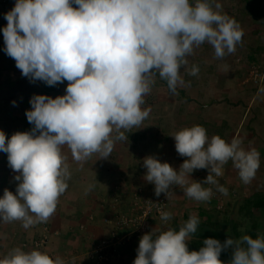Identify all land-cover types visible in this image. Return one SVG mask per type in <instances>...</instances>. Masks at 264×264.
<instances>
[{
  "label": "clouds",
  "instance_id": "clouds-1",
  "mask_svg": "<svg viewBox=\"0 0 264 264\" xmlns=\"http://www.w3.org/2000/svg\"><path fill=\"white\" fill-rule=\"evenodd\" d=\"M220 9L216 0H195L194 5L190 0H16L4 16L5 53L31 82L69 83L65 95L31 97V109L25 113L31 131L16 132L8 139L0 130V152L7 153L9 167L19 173L14 177L15 194L6 188L0 197V221H21L25 229L47 222L71 178L63 146L81 165L96 153L100 159L109 158L116 142L128 140L122 129H140L148 118L151 108L141 106L157 74L177 94V87L185 83L180 70L194 47L207 42L218 59L234 53L244 32ZM198 72L193 65L188 74ZM172 137L177 153L188 158L178 171L155 156L143 160L144 178L155 185L157 197L164 193L169 198L172 186L178 185L187 197L208 201L213 192L205 184L226 196L228 189L216 179L223 175L225 164L231 161L245 184L260 167L259 152L245 150L239 138L230 143L218 135L209 138L202 126L179 130ZM198 169L208 170L203 181L191 179ZM93 187L89 185L86 194ZM171 218L170 212L160 213L164 222ZM199 222L193 215L179 231L151 229L141 237L133 264H223L219 257L229 248L228 264H264L260 235L229 237L223 244L206 238L199 251L189 252L186 242ZM0 264L65 262L59 256L53 259L17 247Z\"/></svg>",
  "mask_w": 264,
  "mask_h": 264
},
{
  "label": "rangeland",
  "instance_id": "rangeland-1",
  "mask_svg": "<svg viewBox=\"0 0 264 264\" xmlns=\"http://www.w3.org/2000/svg\"><path fill=\"white\" fill-rule=\"evenodd\" d=\"M190 1L194 5L195 0H190ZM15 2L16 0H0V44L2 43L3 40L2 29L7 25V21L4 18V16L8 11H10L14 7ZM216 2L222 5V9L218 10L221 12V14H227L229 17L234 18L240 24L244 32V35L242 37V43L237 44L236 51L234 53L228 54L222 59H218L215 57L214 48L207 42H205L199 47H194L193 54L186 56V59L188 60V64L183 66L180 70L185 83L177 87L176 89L177 94H172V92L168 89L167 82L160 79L158 74L156 77L155 84L159 83L160 87L165 92V95L163 96L162 94V96L167 97L168 99L171 100H173V97L183 98L185 94L187 95L188 99H191L190 101L192 102H194L196 98L199 97L198 101H201L202 103L201 105H205V106H201L202 110H204L205 109L204 107L207 106V104L205 103H210V101L213 100V84L214 85L219 84L217 88L222 89L223 88L222 86H224L225 79H229V81L230 80L233 81V85H232L233 88L227 91L226 96L223 97V99L224 98L228 99L231 102L232 105L231 107H233V110L235 111L234 114L235 117L233 118L234 122L232 129L239 134V136L235 138L241 139L242 141L241 147H243L245 150H250L252 148H255L259 152L260 167L258 168L255 177L251 180V182L245 184L240 179L239 174L237 173L238 170L235 169L234 167L233 168L237 172L231 169L233 164L232 166L229 165L230 167L226 170V172H228V174L230 175H228L224 179H226V182H229L230 180V182L235 183V185L239 184V186L242 188L239 189L236 188L238 186L235 185L233 186L235 190L233 193L235 195L234 198L232 197L230 201L231 206L230 205L228 207L223 206V204L220 203V205L218 207H215L214 209L217 212L224 211L226 213L228 211L227 213L230 214L229 209L233 210V205H236L237 201L238 202L241 201L242 199L248 197L249 194L251 193L254 194L257 192L264 193V92L259 91V89L264 88V84L259 87L252 85L248 81H246L248 79V73L251 67L249 58L254 57V54L257 55V52H260L258 51L259 48L262 49L261 51L262 55L260 53V56L262 57H259L260 63L261 64L264 63V36L263 35L259 36L256 33L260 29L259 28L260 21L264 19V10L261 9L262 7H264V0L261 1L260 11H259L260 17H255V16L253 17L247 15L244 17L243 15L241 16L240 11H242V13L243 11L245 12V6L239 3L238 0H216ZM193 65H196L199 68V72L195 76L188 74V72L191 70ZM225 66L228 67V71L224 70ZM223 75H226L225 79ZM68 83L69 82L66 80L63 83H59L58 85V87L60 88L59 93L52 92L50 96L52 98H55L57 96L65 95L66 87ZM44 84L45 82L43 81L31 82L27 77L22 76L21 70H19L16 67V62L14 59L9 57L7 54H0V130L5 132L6 138L10 139L14 133L22 132L21 130L22 125L20 123V118L25 117L26 110L31 109V105L29 101L33 95H44L43 94V92L45 91ZM33 86H35L36 88H34ZM155 86L156 85H153L152 87L154 88ZM229 86L230 85H228V87ZM218 89L217 91H219ZM159 91L162 90L160 89ZM156 99H158L157 96L153 95V97L151 98L149 97L147 101L153 102ZM12 101L16 102L15 105L11 103ZM168 107L170 106H167V108ZM167 108L164 107L166 114H168ZM171 108L172 109L170 110V113L171 111H173V115L178 114V110L180 108L179 105H177V107L175 108L174 107ZM9 109H11L10 110L11 112H9ZM190 113L193 114L194 112L190 110L189 114ZM202 113L203 114L206 113V115L200 121L199 126L205 128L203 121L204 119H206L208 122L211 120L207 118V114L209 113V117H212L213 110L211 112L202 111ZM248 128H250L252 133H250L247 136V134L245 133L247 132ZM179 130H182V128H180ZM136 131H139V129L134 127L133 134ZM242 133H244L243 137H241ZM125 135H127V133H125ZM137 140H138L137 137H132V138L130 137L128 140L116 142L114 149H116V151L118 152L119 150H122L121 156L123 155V160L119 162V165L120 164L127 165L126 161L127 163L133 162L135 153H137L139 150H142V148L137 147V143H138L136 142ZM129 141H133L134 148L129 146ZM121 145L123 146V149L121 148ZM65 148L67 149L66 145L62 147V153L67 157V163L69 164V172L71 173V178L66 181L67 184L69 183V185L65 193L62 194L64 196L61 197H64L65 200L67 199L69 200L70 198H73L72 195H75L73 194V189H74L73 183L79 181L81 182V180H84L93 173L91 178H94L95 180L97 179L102 180V181L100 180L102 187H104L102 189H105L104 191L105 196L103 197L110 198L109 201L114 202V204H112L111 207H109L108 214L101 219V221L105 224L107 235L103 234L104 237H97L95 234L92 233L88 234L89 241L87 242V247H89V250L87 256L90 258V254L92 253L94 246L98 244L99 241L111 239V235L113 233L121 234V231H117L116 221H118L121 218L130 216L132 213H135L134 208L136 206L135 204L137 203L136 196L137 195L142 196V200H144L147 198L145 196L147 193L144 186L138 183L139 180L137 178L132 180L134 182L133 183L134 190L130 192L131 187L128 186L129 181H127L128 174L130 176V172H131L130 168L126 170L127 172L126 175L124 174L123 176L120 177L117 176L116 173H114V170L117 167L115 165L105 166V164L104 165L102 164L101 170H98L96 168L98 166L90 170L89 169L90 167H88L85 164H91L93 166L96 164H101L103 162V159H100L98 153L93 154L89 158V161L87 160L86 162L82 163L81 167L73 168V166H71L72 164L73 165L75 164L76 166V164L80 165L81 163L76 162L72 158L71 153H66ZM127 157H129V159H126ZM112 158H114V155L111 153V155L107 159H109L110 161ZM87 167L89 170L87 169ZM98 173H100V175H98ZM18 174L19 173L14 172L9 167L7 153L0 152V197H3L4 190L6 188L9 191L13 192V194H15L16 191L14 190L17 187L18 181H15L14 177ZM211 186L212 185H208V186L206 185L205 188H209ZM94 190L95 189L92 188L91 190L92 193L89 192L86 196H88L89 194L94 195ZM80 193L83 194L86 193V191L81 190ZM127 199H128V203L124 202L125 208H123L122 200H127ZM101 200L102 197L101 198L97 197V201H101ZM60 205L63 204L60 203ZM92 218L96 219V216L91 215L89 219H87V223L88 220L90 221V223L93 222L94 220ZM108 220H111L112 223L108 224L109 223ZM20 224L22 226L21 221H13L10 223H5L3 221H0V243H2L4 250L11 249L10 247L16 248L15 240H16V234L18 233L17 231H21V229L18 230ZM41 225L42 223L39 224L40 228ZM5 229L11 232L13 230L15 232L11 236V233L8 234V232ZM33 229H35L34 230L35 232L38 231V228H33ZM43 230L45 229L43 228ZM24 233L25 234L27 233V235H29L28 238L35 237V235L30 234L31 232H24ZM31 251H32V246H28L26 252H31ZM229 255H232L231 251ZM120 256H122V254H120Z\"/></svg>",
  "mask_w": 264,
  "mask_h": 264
},
{
  "label": "crops",
  "instance_id": "crops-1",
  "mask_svg": "<svg viewBox=\"0 0 264 264\" xmlns=\"http://www.w3.org/2000/svg\"><path fill=\"white\" fill-rule=\"evenodd\" d=\"M261 9L264 10V7H262ZM263 20L260 21L259 28H261L260 31L262 30L261 35L264 36ZM261 35L259 34V36ZM223 77L225 79L226 75H223ZM224 81L225 82H224V86H222L223 87L222 89L217 88L219 84H215V85L213 84V100H211L210 103H205L207 104V106L204 107L205 108L204 110H202L201 106H205V105H201L202 104L201 101H198L199 97H197L196 100L192 102L190 101L191 99H188L187 95L185 94L183 98L173 97V100H171L168 99L167 97H163L165 95V92L160 87L159 83L154 84L156 86L154 88L152 87L151 92L144 97L145 103L144 105L141 106L142 109L150 107L151 111L148 118H146L143 121V123L140 125L139 131H136L133 134L134 127L130 130V132L122 129V131H125V133H127L128 139L130 137L131 138L137 137L138 138V140L136 141L138 142L137 147L142 148V150H139L137 153H135L133 162L127 163V161L125 160L127 165L125 164L119 165V162L123 160V155L121 156L122 150L118 149L119 150L118 152L116 151V149H114L112 151L114 158H112L110 161L109 159H103V162L101 164L93 165L94 167L91 164H85V165L90 167L89 168L90 170L92 168H95L96 166H98L96 167L98 170H101L102 164L103 165L105 164V166L115 165L117 167L114 170V173H116L117 176L119 177L123 176L124 174L126 175L127 174L126 170L130 168L131 170L130 176L128 174V179H127V181H129L128 186L131 187L130 192L134 190V185H133L134 182L132 180L137 178L139 180L138 183L142 184L146 190L147 194L145 196L148 199L157 198L154 192L155 185L153 183L147 182L144 178L147 169L143 166V160L148 156H155L160 160V162L162 163L167 162L175 170L178 171L180 165L188 158L181 157L177 153L175 148V140L172 137V135L177 131H179L180 128L185 129V128H191L193 126H199L200 121L206 115V113L203 114L202 111L211 112L213 110L212 117H209V113L207 114V118L211 120L208 122L206 119H204L203 121L204 127L207 128L205 129L206 134L209 138L213 137L214 135H219L220 132H222L221 134L222 139H224L226 142H230L233 138L239 136V134L232 129L234 122L233 118L235 117L234 115L235 111L233 110V107H231L232 106L231 102L228 99L225 98L223 99V97L226 96V92L229 91L231 88H233L232 87L233 81L232 80L229 81V79H225ZM228 85L230 86L228 87ZM33 87L36 88L35 86ZM160 89L162 91H159ZM217 89L219 91H217ZM153 95L157 96L158 99H156L153 102L147 101L149 97L151 98L153 97ZM177 105H179L180 107L178 110V114L173 115V111H171L170 113V110L172 109L171 107L175 108L177 107ZM167 106L170 107L167 108ZM164 107L167 108L168 114L165 113ZM190 110L193 111L194 113L189 114ZM212 126L217 127L218 131L215 132L213 128H211ZM244 133L241 134V137H243ZM250 133L252 132L250 128H248L245 134H247L248 136ZM113 135H115V133H113ZM129 146L134 148L133 141H129ZM121 148L123 149L122 145ZM66 153H71L68 147L66 149ZM126 159H129V157H127ZM229 165L232 166V162H228L227 164H225L222 168L223 175H221L220 177H216L219 184L228 189V195L225 196L224 194L216 190V186L212 185L211 188L213 192V197L210 198L208 201L198 202L195 201L194 199L187 197L185 195L184 188L178 185H173L172 188L170 189V192L172 194L169 196V201H168L169 202L168 212L171 213L172 218L168 221V225L166 226L158 225L157 223H155V225L152 227V230L155 228L173 229L177 225H183L193 215L198 217L200 224L205 223L208 221L207 213L210 212L213 215L215 212H217L214 208L218 207L220 203L223 204V206L228 207L231 204L230 201L232 197L234 198L235 195L233 193L235 191L233 188L235 183L230 182V180L229 182H226V179H224L225 177L230 175L228 174V172H226V170L230 167ZM71 166H73V168H78L81 167V164L80 165L76 164V166L75 164L74 165L72 164ZM231 169L235 170L233 166L231 167ZM92 174L89 175L84 180H81V182L79 181L73 183V188H74L73 194H75L72 195L73 198H70L69 200L68 199L65 200L64 197H61L64 195H61L59 197L58 204L59 205L60 203L63 204L64 206L63 209L65 211L68 210L69 214L59 213L57 214L56 218L52 219L54 217L53 215L52 217L49 218V222H50L49 226L52 229L51 232H50V228L48 231V234H50L49 235L50 240L49 243L47 244V247L43 249L41 253H46L50 256V258L53 259L59 256L62 260H64L65 264H94V262L87 256L89 250V247H87V242L89 241L88 234L92 233L95 234L97 237H104L103 234L107 235L105 224L101 221V219L108 214L109 212L108 209L109 207H111L112 204H114V202L109 201L110 198L103 197L105 196L104 195L105 189H102L104 188L102 187L101 184L102 180L101 179L95 180L94 178H91ZM98 175H100V173H98ZM207 175H208L207 169H198V170H194L193 173H191V179L195 181H203L207 177ZM89 185L94 186L93 187V189H95L94 195L89 194L88 196H86L89 192L92 193L91 191H87V194L86 193L81 194L80 193L81 190L86 191ZM202 186L206 187V184ZM235 186H238L236 188L239 189L242 188L239 186V184H236ZM97 197L100 198L102 197V200L97 201ZM122 201H123L122 202L123 208H125L124 202L128 203V199ZM78 203L82 204V207L81 205L79 206ZM72 212H75V216L72 217L73 219L72 218L67 219L66 217H64V216H69L70 213ZM221 213H223V211L217 212V214H221ZM91 215H95L96 219L92 218L94 221L91 223L88 220L89 223L88 224L87 219H89ZM39 224L31 226L28 229L23 228L20 224L18 230L21 229V231L23 232H31L30 234L33 235H35L36 233L43 235L45 234V231L43 230V228L45 227L40 228ZM35 227L38 228L37 232H35L34 231L35 229H33ZM6 231L8 232V234L11 233V236L15 232L13 230L12 232L9 230ZM225 231L228 230L226 229ZM129 233L130 232L127 230H121V234L123 235H128ZM139 242L140 240L133 238L131 242L126 247L123 248L122 257L120 256V258H114L111 264H133L137 256V249L139 246ZM194 242H196V240L193 237H191V240L187 241L186 243L187 246H192ZM10 248L11 249L4 250L2 243H0V259H3L10 252V250L13 249V247Z\"/></svg>",
  "mask_w": 264,
  "mask_h": 264
},
{
  "label": "trees",
  "instance_id": "trees-1",
  "mask_svg": "<svg viewBox=\"0 0 264 264\" xmlns=\"http://www.w3.org/2000/svg\"><path fill=\"white\" fill-rule=\"evenodd\" d=\"M261 1L262 0H238L239 3L245 6V12L243 11L244 14L242 13V11H240L241 16L243 15L244 17L247 15L253 17L254 16L260 17L259 11L261 6ZM190 3L192 2L190 1ZM73 7L76 6L73 5ZM263 25H264V20H263ZM260 29L259 31L256 32L257 35L262 34L261 32L262 30L260 31ZM4 48H5V42L3 37L2 43L0 44V54H6ZM258 51L260 52H257V55L253 53L254 57L249 58V62L251 63V65L254 63L260 64L259 57H262L260 56L262 49L259 48ZM58 85L59 83L55 86H48L45 83L44 84L45 91L43 92V94L50 96L52 92L59 93L60 88L58 87ZM10 110L11 109H9V112H11ZM20 123L22 125L21 130L23 132L31 131V129L33 128V125L28 122L26 116L20 118ZM211 128H213L215 132L218 131L217 127L212 126ZM221 134L222 132H220V134L218 135L220 138H222ZM14 191H16V189ZM78 204L79 206L81 205L82 207V204L80 203ZM63 208H64L63 205L57 204L55 213L53 214L54 217L52 219L56 218L57 214L59 213L69 214L68 210L65 211ZM227 212L225 213L223 211V213L221 214H217L216 212L213 215L212 213H207L208 221L201 224L199 223L197 226L196 233L191 234V237H193L196 240V242H194L192 246H188L189 252L199 251V249L204 246L203 241L206 238L217 239L223 244L226 241V239H228L229 237L233 239H239L243 235H249L253 239H255L257 238L258 235L264 236V193L263 192L249 194L248 197L242 199L239 202L237 201V204L233 205V210L229 209L230 214H228ZM74 216H75V212H72L70 213L69 216H64V217L69 219ZM49 225H50L49 220L45 223H42L41 228L45 227L44 228L45 234L41 235L36 233L35 237L28 238L27 233L25 234L23 231H17L18 233L16 234V240H15L16 248L19 247L25 252L27 251L28 246H32V250L42 251L43 249H45L50 240L49 238L50 234H48L49 228H50V232L52 231ZM180 226L182 225H177L173 229L179 231ZM226 229L228 231H225ZM43 239L45 240V244H41V241ZM230 251L232 252L231 248L221 252L219 259L223 262V264H228V262L231 260L232 255H229Z\"/></svg>",
  "mask_w": 264,
  "mask_h": 264
},
{
  "label": "built area",
  "instance_id": "built-area-1",
  "mask_svg": "<svg viewBox=\"0 0 264 264\" xmlns=\"http://www.w3.org/2000/svg\"><path fill=\"white\" fill-rule=\"evenodd\" d=\"M249 70L246 81L255 86H262L264 84V63H254ZM136 197L135 213L116 221L117 231L127 230L130 233L128 235L113 233L111 239L99 241L90 254V259L94 264H111L114 258H120L122 249L133 238L140 240L144 234L151 232L155 223L162 226L168 224V221L164 222L160 219L162 211L168 212V198L164 193H161L155 199L146 198L142 200V196L137 195ZM108 222V224L112 223L111 220H108ZM41 244H45L44 239L41 241Z\"/></svg>",
  "mask_w": 264,
  "mask_h": 264
}]
</instances>
